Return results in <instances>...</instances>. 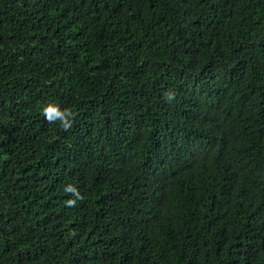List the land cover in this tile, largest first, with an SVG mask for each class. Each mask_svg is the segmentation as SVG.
Here are the masks:
<instances>
[{"label": "trees", "instance_id": "16d2710c", "mask_svg": "<svg viewBox=\"0 0 264 264\" xmlns=\"http://www.w3.org/2000/svg\"><path fill=\"white\" fill-rule=\"evenodd\" d=\"M0 264H264V0H0Z\"/></svg>", "mask_w": 264, "mask_h": 264}, {"label": "clouds", "instance_id": "9594fccd", "mask_svg": "<svg viewBox=\"0 0 264 264\" xmlns=\"http://www.w3.org/2000/svg\"><path fill=\"white\" fill-rule=\"evenodd\" d=\"M167 99H174V94L165 93ZM42 115L45 117L46 121L49 123L59 122L61 128L68 131L73 126V120L75 114L70 109H61L58 105L53 103H48L42 107ZM66 192L74 194L77 198H82L79 191L73 186L69 185L65 188ZM76 201L74 199H69L67 201V206H75Z\"/></svg>", "mask_w": 264, "mask_h": 264}]
</instances>
